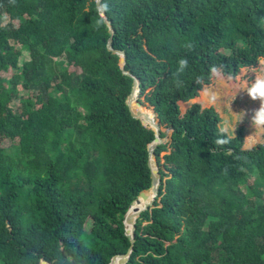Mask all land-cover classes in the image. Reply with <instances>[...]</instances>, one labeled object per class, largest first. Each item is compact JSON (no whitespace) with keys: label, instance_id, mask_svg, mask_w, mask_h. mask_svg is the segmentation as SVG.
I'll list each match as a JSON object with an SVG mask.
<instances>
[{"label":"trees","instance_id":"16d2710c","mask_svg":"<svg viewBox=\"0 0 264 264\" xmlns=\"http://www.w3.org/2000/svg\"><path fill=\"white\" fill-rule=\"evenodd\" d=\"M101 7L164 140L126 264H264V125L248 145L206 99L261 81L264 0ZM109 36L95 0H0V264H108L129 249L123 218L150 188L155 132L129 112L133 78Z\"/></svg>","mask_w":264,"mask_h":264},{"label":"rangeland","instance_id":"374dc122","mask_svg":"<svg viewBox=\"0 0 264 264\" xmlns=\"http://www.w3.org/2000/svg\"><path fill=\"white\" fill-rule=\"evenodd\" d=\"M27 59L28 52L22 49L20 61ZM259 73L261 74V81L257 85L233 88L226 86L225 88L218 82L216 88L218 95L209 94L206 96L207 101L212 102L219 112L220 128L230 136H234L236 128H241L245 133V140L248 145L260 141V134L264 125V66H260ZM22 94L28 95L25 91H22ZM249 176L252 179L255 178L256 172Z\"/></svg>","mask_w":264,"mask_h":264},{"label":"water","instance_id":"95a60500","mask_svg":"<svg viewBox=\"0 0 264 264\" xmlns=\"http://www.w3.org/2000/svg\"><path fill=\"white\" fill-rule=\"evenodd\" d=\"M95 2H96V8L99 12V15L106 23V26L108 27V32L110 34L109 39L107 41V45H106L107 50L112 51V53L119 56V65L122 70V74L128 77H132L128 72L124 70V65H125L124 53L122 51L112 50L111 48L113 30H112L110 21L107 20V17L105 16L104 11L101 7V0H95ZM132 78H133V86H132V89L129 95L127 96L125 100V103L133 118L138 119L143 126L149 127L153 129L155 132V139L148 146V157H149L148 166L151 170V185L148 190H145L139 193L138 197L132 202V204L129 206L127 212L124 215V218H123L124 234L130 241V246H129L128 251L125 254L116 255L112 257L108 264H115L116 262L117 264H126L128 262V259L133 250L134 236H135L134 230H135L136 220L143 211H145L146 209L152 206L155 198L157 197L158 188L160 185V175L157 170L158 166H157V162L155 159L154 150L159 144L163 143L164 140L160 138L159 136V132H158L159 126L157 122H155L153 114L149 110H147L145 107L138 104L137 100H138V95H139V81L134 77ZM147 191L150 192L151 199L148 202L141 205L138 198L141 197L145 199L146 195L144 193H146ZM134 204H137V205L134 206ZM128 225L131 226L130 229L128 228ZM43 264H48V263L43 262Z\"/></svg>","mask_w":264,"mask_h":264},{"label":"bare ground","instance_id":"6f19581e","mask_svg":"<svg viewBox=\"0 0 264 264\" xmlns=\"http://www.w3.org/2000/svg\"><path fill=\"white\" fill-rule=\"evenodd\" d=\"M148 192V191H147ZM147 192L146 193H144V194H147ZM142 198L140 197V199H139V201L141 200ZM137 204H134V206H136ZM142 205V204H141ZM128 228L130 229L131 228V226L130 225H128ZM115 264H117V262L115 263Z\"/></svg>","mask_w":264,"mask_h":264},{"label":"clouds","instance_id":"9594fccd","mask_svg":"<svg viewBox=\"0 0 264 264\" xmlns=\"http://www.w3.org/2000/svg\"><path fill=\"white\" fill-rule=\"evenodd\" d=\"M181 63H184L183 61H181Z\"/></svg>","mask_w":264,"mask_h":264}]
</instances>
